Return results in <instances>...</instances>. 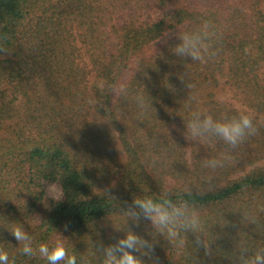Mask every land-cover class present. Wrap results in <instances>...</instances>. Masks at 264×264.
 Instances as JSON below:
<instances>
[{
	"label": "trees",
	"instance_id": "trees-1",
	"mask_svg": "<svg viewBox=\"0 0 264 264\" xmlns=\"http://www.w3.org/2000/svg\"><path fill=\"white\" fill-rule=\"evenodd\" d=\"M205 20L216 57L175 56L178 32ZM0 47V249L9 264H47L21 254L13 224L34 248L63 239L77 264H103L101 243L127 229L154 243L151 259L134 253L145 264H232L239 247H264V0H0ZM122 78L128 93L114 98L110 85ZM245 109L257 134L224 168H206L225 146L185 139L191 111L220 119ZM46 182L62 196L50 197ZM166 189L199 210L209 253L191 232L172 247L149 220L123 214L134 197Z\"/></svg>",
	"mask_w": 264,
	"mask_h": 264
},
{
	"label": "clouds",
	"instance_id": "clouds-1",
	"mask_svg": "<svg viewBox=\"0 0 264 264\" xmlns=\"http://www.w3.org/2000/svg\"><path fill=\"white\" fill-rule=\"evenodd\" d=\"M218 38L211 21H203L197 28L191 31L178 32L179 43L172 48V52L179 58L190 59L192 62L205 63L216 57L217 51L214 42ZM249 48H245L248 53ZM0 52H6L0 47ZM189 90L188 101H194L196 94L193 91L194 84H186ZM113 97L127 95L128 85L122 78L110 85ZM138 107L146 111L148 104L143 94L135 97ZM95 104L94 99L87 101ZM185 139L194 141L217 140L225 146L219 157L205 160V167L211 170L224 168L230 156L229 153L243 144L247 138L257 134L258 129L254 124V115L251 110H240L238 114L229 117L214 119L212 115L201 110L191 111L190 119L184 123ZM189 195L192 189L187 190ZM196 195H201L198 191ZM129 220L139 224L141 218L149 220L154 235L162 236L172 247L184 248L186 241L182 233L191 232L195 236V243L203 247L206 253L210 252V242L206 239L199 210L187 199L177 200L172 198V193L165 190L158 198L152 196H136L132 205L125 211ZM19 242L21 254L36 256L46 259L47 264H77L76 255H70L63 239H56L51 247L47 243H40L33 247L32 237L20 224H13L8 230ZM126 237L118 242L98 248L103 253V264H145V261L134 253H141L151 259L155 245L147 239L127 229ZM232 264H264V247L258 248L253 254H249L246 247H239L238 254L231 257ZM0 264H9L7 251L0 249ZM14 264V261H13ZM158 264V261H153Z\"/></svg>",
	"mask_w": 264,
	"mask_h": 264
},
{
	"label": "rangeland",
	"instance_id": "rangeland-1",
	"mask_svg": "<svg viewBox=\"0 0 264 264\" xmlns=\"http://www.w3.org/2000/svg\"><path fill=\"white\" fill-rule=\"evenodd\" d=\"M45 188L47 190V193L52 198H60L62 196V191L57 183H45Z\"/></svg>",
	"mask_w": 264,
	"mask_h": 264
}]
</instances>
